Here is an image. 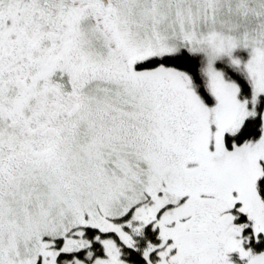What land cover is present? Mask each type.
Listing matches in <instances>:
<instances>
[{"label": "snow or ice", "instance_id": "obj_1", "mask_svg": "<svg viewBox=\"0 0 264 264\" xmlns=\"http://www.w3.org/2000/svg\"><path fill=\"white\" fill-rule=\"evenodd\" d=\"M0 264H264V0H0Z\"/></svg>", "mask_w": 264, "mask_h": 264}]
</instances>
